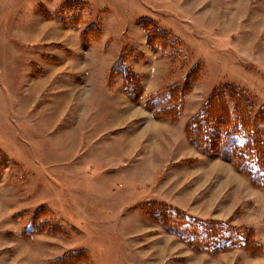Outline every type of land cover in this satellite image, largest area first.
<instances>
[{
	"label": "rangeland",
	"instance_id": "374dc122",
	"mask_svg": "<svg viewBox=\"0 0 264 264\" xmlns=\"http://www.w3.org/2000/svg\"><path fill=\"white\" fill-rule=\"evenodd\" d=\"M215 93L264 108V0H0V264H264V122L256 185L187 136ZM163 205L250 249L189 247Z\"/></svg>",
	"mask_w": 264,
	"mask_h": 264
},
{
	"label": "trees",
	"instance_id": "16d2710c",
	"mask_svg": "<svg viewBox=\"0 0 264 264\" xmlns=\"http://www.w3.org/2000/svg\"><path fill=\"white\" fill-rule=\"evenodd\" d=\"M154 33L156 30L149 31L151 35ZM86 40L89 41L88 38ZM166 44L167 40L165 44L158 41L161 49H165ZM128 75H125L126 85L129 82ZM185 88L186 83L181 88L179 86L169 88L166 92L169 105L159 111L156 110V114L171 119L180 115L182 92ZM127 92L129 93V89ZM140 95L141 92L138 91L137 98ZM235 101L233 115L219 94H213L190 120L187 136L202 152L216 154L232 162L247 174L253 184L258 185L262 176L259 168L262 141L258 123L264 122V108L253 113L247 102L239 98ZM147 107L153 108L151 105ZM215 133L218 134L215 136ZM2 163L0 159V164ZM155 214L166 228L176 233L193 249L204 248L209 252H217L229 243L241 244L250 249L248 236H243L241 229L226 222L202 220L169 205H163ZM88 258V252L80 250L50 260L48 264H90Z\"/></svg>",
	"mask_w": 264,
	"mask_h": 264
},
{
	"label": "crops",
	"instance_id": "0c3cea01",
	"mask_svg": "<svg viewBox=\"0 0 264 264\" xmlns=\"http://www.w3.org/2000/svg\"><path fill=\"white\" fill-rule=\"evenodd\" d=\"M178 241H180V243H182L181 240H179V238H178ZM182 244H183V243H182Z\"/></svg>",
	"mask_w": 264,
	"mask_h": 264
}]
</instances>
